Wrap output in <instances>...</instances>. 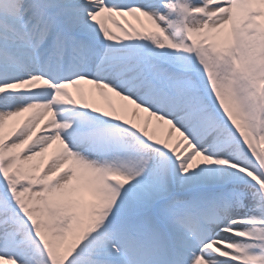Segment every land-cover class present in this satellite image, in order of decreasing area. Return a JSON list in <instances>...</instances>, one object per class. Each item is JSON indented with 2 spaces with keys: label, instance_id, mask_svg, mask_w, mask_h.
I'll list each match as a JSON object with an SVG mask.
<instances>
[{
  "label": "snow or ice",
  "instance_id": "6c2138e0",
  "mask_svg": "<svg viewBox=\"0 0 264 264\" xmlns=\"http://www.w3.org/2000/svg\"><path fill=\"white\" fill-rule=\"evenodd\" d=\"M0 264H264V0H0Z\"/></svg>",
  "mask_w": 264,
  "mask_h": 264
},
{
  "label": "bare ground",
  "instance_id": "6f19581e",
  "mask_svg": "<svg viewBox=\"0 0 264 264\" xmlns=\"http://www.w3.org/2000/svg\"><path fill=\"white\" fill-rule=\"evenodd\" d=\"M73 91H75V90L73 89Z\"/></svg>",
  "mask_w": 264,
  "mask_h": 264
}]
</instances>
